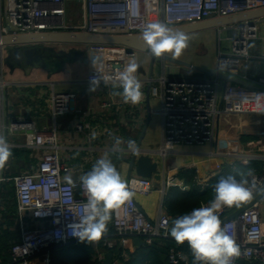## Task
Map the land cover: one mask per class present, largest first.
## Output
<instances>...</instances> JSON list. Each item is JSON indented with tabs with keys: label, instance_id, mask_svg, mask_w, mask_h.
I'll list each match as a JSON object with an SVG mask.
<instances>
[{
	"label": "built area",
	"instance_id": "built-area-1",
	"mask_svg": "<svg viewBox=\"0 0 264 264\" xmlns=\"http://www.w3.org/2000/svg\"><path fill=\"white\" fill-rule=\"evenodd\" d=\"M74 2L82 10V17L77 22L68 18ZM260 8H264V0H215V7L212 8L208 7L207 0H0V38L9 34L49 31L136 34L142 33L143 27L151 22H162L172 27ZM216 28L218 47L215 68L254 86L224 82L217 76H170L165 71V63H162V70L157 76L148 77L150 96L159 98L161 103L156 111L162 116V138L158 147H142L138 150L139 153L150 152L159 162V168L163 167L160 172L166 176L164 184L168 188L177 186L182 191L190 189V185L172 171L175 167L166 164L167 157L173 153H193L179 150L180 144L209 143L211 147L207 155L219 159L214 162V174L221 171L224 162L236 168L237 163L264 161V76L254 79L249 72L253 67L252 61L264 60V45L262 48L253 45L256 39L264 40V14ZM225 32L227 38L232 40V48L227 50L222 48ZM90 45L99 49L120 46L126 60L134 59L137 54V50L130 51L128 47L119 44ZM5 60L6 46L0 43V134L6 137L8 132L22 131L25 134V146L42 149L36 165L26 171L6 175L4 165L0 167V190L2 183H13L20 224V238L11 245L9 264H51L52 246L79 240L72 234L71 225L83 215L87 194L79 178H72L73 184L65 180V176L73 170V165L61 159L56 124L39 128L33 120L25 118L6 120ZM147 96L143 93L142 100ZM76 98V90H56L54 87L47 102L54 120L59 115L79 111L74 105ZM114 98L104 100L102 110L112 109L115 105L118 108L119 105L128 106L132 111L138 108L125 104L122 99L115 101ZM241 113L256 114L262 118L263 130L260 136L250 142L246 149L221 150L216 144L220 118ZM75 126L79 131H85L89 124L78 119ZM88 139L92 140L90 134ZM195 170V180L203 189L209 185V178H200ZM253 172L264 181V170L254 169ZM127 185L134 195L130 203L113 211L108 224V227H113V231L104 234V245L127 246L136 236L148 243L157 236H170L172 215L160 211L158 217L151 218L135 197V194H151L154 178L133 172ZM255 197L239 207L225 208L219 214L220 219H224L251 203L236 216L222 222V227L235 236L241 248L242 255L234 259V264H244V261L247 264H264V194L253 201ZM209 202L203 201L200 206ZM33 221L39 224L32 225ZM246 250L247 255L244 254ZM106 252L97 247L96 257L103 261ZM170 252L174 263L185 260V264H189L187 255L181 250L172 247Z\"/></svg>",
	"mask_w": 264,
	"mask_h": 264
},
{
	"label": "crops",
	"instance_id": "crops-1",
	"mask_svg": "<svg viewBox=\"0 0 264 264\" xmlns=\"http://www.w3.org/2000/svg\"><path fill=\"white\" fill-rule=\"evenodd\" d=\"M209 30H211V28L196 31L197 33H186L188 34L186 36L203 37ZM46 44L48 47L51 46L48 45L50 43ZM198 44L199 43L191 45V50L189 51L188 48H186L181 56L184 57L185 60L194 63L215 67L217 58L214 60L208 55V50L205 49L206 43L204 47ZM10 49L16 52L21 48L10 46ZM59 50L60 51L52 52L54 56L56 54L53 63H36L38 62V57H36L34 60L35 63L27 64L26 66L15 64L14 67H11L6 58L4 72V106L6 120L12 121L16 118H25L27 120H33L39 128L52 127L56 124L60 144V156L63 161L73 165V170L70 171L73 179H78L81 175L85 174L87 170L92 168L98 158L107 153L117 170L121 173L122 178L126 181L129 159L132 155V152L127 149V141L133 140L135 144L137 143V139L149 112L148 96L145 100H141L138 105H134L138 106V108H135V111L123 105H119V108L115 105L112 109L104 111L101 108V104L104 100H112L114 97L115 101L122 99L121 96L113 95V93L122 91V89L118 87V73L129 61L135 60L139 65L136 76L142 84V93L146 95H148V89H150L151 86L148 77L151 75L157 76L162 70L163 64L156 63L158 64L159 70L157 73L155 72V64L152 74L151 56L147 52L137 50L134 59L126 60L121 54L122 47L120 46H108L99 49L90 44H72L69 49L60 47ZM63 50L69 54L65 58L59 57V54ZM140 55H146V62H140ZM6 56L8 57L7 50ZM165 64V71L170 76L213 77L206 73H193L189 70L184 71L182 68L184 66L170 64L169 62ZM252 65L253 67L249 71L252 78L256 79L259 76H264V60L256 59L252 61ZM97 72L107 78V84L101 82L95 91H91V79L98 74ZM184 72H189L190 74H184ZM54 87L56 90H76L77 98L74 105L79 111L59 115L57 119L54 120L47 105ZM152 97L154 96H150V105ZM153 111L156 110L151 107V112ZM78 119L89 124V127L85 131H79L75 126ZM262 130V118L259 115L241 113L222 116L217 129L216 144L221 150L228 149L229 151H238L246 149L250 142L260 136ZM148 131L149 127L142 144V147L146 148H150L149 145H144L146 137L148 136ZM88 134L92 136V140L88 139ZM116 137L123 139L124 143L120 145L123 150L113 153L112 148ZM6 139L12 146V154L3 167L6 175H13L19 171H26L36 165L39 160V155L42 153V149H34L25 146V134L22 131L8 132L6 134ZM207 152H193L186 155L173 153L167 157L166 164L175 167L172 171L178 175L182 168L197 169L200 178H209L210 181L218 174H214L213 170L215 169L214 162L219 159L212 156L210 157L207 155ZM226 164H228V162H224L223 167ZM230 166L235 169L232 165ZM161 169L163 171V167L161 168L160 166V171ZM165 178L166 176H163L161 180L154 179V190L151 194L147 196L135 194L141 207L151 218L158 217L160 211L168 212L166 209V199L171 187H165ZM181 178L188 183L186 178ZM16 211L17 198L15 209L16 218L15 221H12L13 223L9 222L10 225H8V227L9 230L18 231L20 238V224L17 219ZM6 213L7 207L2 201V205L0 206V223L3 221ZM6 223L7 222H5V224ZM31 224L37 225L39 223L33 221ZM137 245L140 244L135 243L133 240L126 247L135 249ZM9 262L7 264H9Z\"/></svg>",
	"mask_w": 264,
	"mask_h": 264
},
{
	"label": "clouds",
	"instance_id": "clouds-1",
	"mask_svg": "<svg viewBox=\"0 0 264 264\" xmlns=\"http://www.w3.org/2000/svg\"><path fill=\"white\" fill-rule=\"evenodd\" d=\"M207 4L209 8L215 7V0H207ZM141 35L151 54L157 58L165 54L179 57L188 47V37L183 32L162 22L148 23ZM138 67L132 60L118 73V87L122 91L113 95L121 96L125 104L136 105L142 100V84L136 76ZM97 73L91 79V91H95L101 82L107 84V78ZM123 143L122 138L116 137L112 152H121ZM11 148L6 137L0 134V167L11 156ZM127 149L134 153L135 141L128 140ZM65 180L69 184L74 183L71 173L65 176ZM79 181L87 194V203L83 215L71 225L72 234L81 242L92 243L99 241L107 232L113 211L130 203L134 193L107 153L98 158L91 170L79 177ZM213 193L208 204L173 218L169 234L177 244L187 243L193 264H234V259L242 255L241 248L235 236L222 227L219 214L225 208L239 207L257 194H264V181L251 170H236L235 175L221 177L214 185ZM244 254H248L247 250Z\"/></svg>",
	"mask_w": 264,
	"mask_h": 264
},
{
	"label": "trees",
	"instance_id": "trees-1",
	"mask_svg": "<svg viewBox=\"0 0 264 264\" xmlns=\"http://www.w3.org/2000/svg\"><path fill=\"white\" fill-rule=\"evenodd\" d=\"M52 52H54L52 50ZM261 168L258 160L251 161L250 164L238 163L233 169L226 164L221 171L214 176L209 185L203 189L196 182V170L192 168H182L179 176L186 178L190 185L188 191H181L179 187L172 186L166 199V209L173 218L190 212L193 208L199 207L203 201H211L213 198V187L221 177L229 174L235 175L236 170L253 171ZM20 172V171H19ZM18 172V173H19ZM16 174V173H15ZM0 195L3 203L7 207L6 216L0 223V264H7L11 258V245L19 240V234L16 230H9V222H12L15 216L16 197L15 188L12 182L2 184ZM172 218V219H173ZM5 222H7L5 224ZM13 223V222H12ZM113 227H108L107 232H112ZM106 236L95 242L88 243L80 240L71 241L66 244L52 246L51 264H102L97 257V247L106 251L113 252L112 264H185V260L174 263L170 257V250L174 247L187 255L189 264H193V257L187 243L179 245L171 236H157L150 243L137 245L135 249L117 244L114 247L104 245ZM244 264L247 262L244 261Z\"/></svg>",
	"mask_w": 264,
	"mask_h": 264
},
{
	"label": "water",
	"instance_id": "water-1",
	"mask_svg": "<svg viewBox=\"0 0 264 264\" xmlns=\"http://www.w3.org/2000/svg\"><path fill=\"white\" fill-rule=\"evenodd\" d=\"M262 14H264V8L246 11L231 16L216 17L199 22L172 26L171 28L186 34L204 29L215 28L222 24L238 21L245 18H251ZM141 34L142 33L109 34V33H96L89 31H49V32H39V33H22V34L4 35L3 37L0 38V43L5 46H14L17 48H21L23 45L26 44H36V43L119 44L128 47L130 51L139 50L142 52H147L151 56L152 74L156 63L159 64V63L169 62L170 64L187 67L188 70L193 73L200 72L212 76H217L222 80H224V82L232 81L246 86H254L248 81L218 71L215 67L201 65L198 63H194L192 61L182 59L180 57H173L171 54H165L162 57L157 58L151 54V51L149 47L146 45V43L143 41ZM29 60H32V56L28 57V61ZM184 74H190V73L184 72ZM148 111L149 112L147 119L137 139L136 151L134 153L132 152V155L129 159V168L126 174V183L129 181V178L133 172H136L137 174L142 176L152 177L156 180H161L163 177L162 173L160 172L159 162L154 158V156L150 152L139 153L138 150L142 148L143 140L147 133L152 117L151 105H150V89H148ZM262 195L263 194H258L253 201L257 200ZM250 204L251 203H247L237 211L230 214L228 217L221 219V221L223 222L228 218L236 216L239 212H241L245 207H247ZM134 242L137 244H144L145 240L140 236H136L134 237ZM112 263H113V252L109 250L106 252V256L103 259L102 264H112Z\"/></svg>",
	"mask_w": 264,
	"mask_h": 264
},
{
	"label": "rangeland",
	"instance_id": "rangeland-1",
	"mask_svg": "<svg viewBox=\"0 0 264 264\" xmlns=\"http://www.w3.org/2000/svg\"><path fill=\"white\" fill-rule=\"evenodd\" d=\"M82 17V10L79 4L74 2L71 5V11L68 13V18H72L75 22H77ZM197 37H195L196 39ZM203 38L206 40V48L208 50V55L212 57L214 60L217 58V34L214 32L213 29L209 30L208 33L203 36ZM46 43H36V44H26L19 49V51H14L13 49H10V46H6V50L8 51V57L6 56L9 65L11 67H14L15 64H18L19 66L27 65L31 63H35L36 57H38V62L40 64L45 63H53L54 62V53L53 51H60L59 48L63 47V49H69V47L72 44L69 43H50L48 45H51L50 47L46 46ZM79 45V44H78ZM253 45L259 48H262L264 45V40L262 39H256L253 41ZM54 47V48H51ZM222 48L223 50L231 49L232 48V40L227 38V33L225 32L223 34L222 39ZM55 52V53H56ZM32 56V60L28 61V57ZM67 55H69L65 50L61 51L59 54V57L65 58ZM52 57V58H51ZM139 60L141 63L146 62V55H140ZM29 62V63H28ZM215 63V62H214ZM213 63V64H214ZM159 70L158 64L155 66V72L157 73ZM160 100L157 97L151 98V107L154 110H157L160 108ZM161 120L162 116L159 112L153 111L151 121L149 124V131L148 136L146 137V142L144 145H149L150 147L156 148L161 143L162 138V130H161ZM209 143L199 144V143H185L178 145L179 150L183 151H189V152H198V153H204L209 150ZM261 168L258 170H264V161L258 160ZM15 221V216H13Z\"/></svg>",
	"mask_w": 264,
	"mask_h": 264
},
{
	"label": "flooded vegetation",
	"instance_id": "flooded-vegetation-1",
	"mask_svg": "<svg viewBox=\"0 0 264 264\" xmlns=\"http://www.w3.org/2000/svg\"><path fill=\"white\" fill-rule=\"evenodd\" d=\"M211 29H213L214 32H216V34H217V28L216 27L215 28H211ZM194 33H197V32H194ZM185 35H188V34H185ZM196 37H197L196 39H195V37H192V36H189L188 37V47H187L188 48V51L191 50V45H193L195 43H199L198 45L199 46H202V47L205 46L206 40L203 37H201V36H196ZM179 57L182 58V59H185L182 56H179ZM182 68H183L184 71L185 70H188L187 67H182Z\"/></svg>",
	"mask_w": 264,
	"mask_h": 264
}]
</instances>
